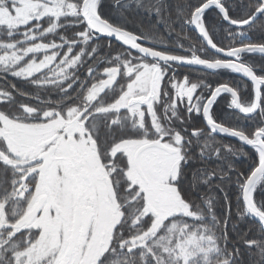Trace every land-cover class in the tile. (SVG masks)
I'll list each match as a JSON object with an SVG mask.
<instances>
[{
  "label": "trees",
  "instance_id": "1",
  "mask_svg": "<svg viewBox=\"0 0 264 264\" xmlns=\"http://www.w3.org/2000/svg\"><path fill=\"white\" fill-rule=\"evenodd\" d=\"M209 1L212 0H163L162 4H157L156 0H140L138 4L137 0H100L98 10L100 16L115 27L154 43L171 45L173 40L184 42V39L176 35L177 32L188 33L190 25L187 20ZM220 1L232 20L244 21L253 16L264 0ZM83 2L84 0H12L9 3V0H0V7L6 11L7 19H10L9 12L12 17L18 10L25 12L24 20L13 21L11 18L5 24L0 23V61L8 58L10 64L11 54L23 56L22 49H32L29 60L36 58L37 61H43L39 65L43 67V71L29 79L11 76L8 73L10 68L0 63V90L5 94L12 93L15 97L9 105V111L23 117L24 113L20 112L17 105H29L43 112L46 102L50 103L49 107L55 108L57 102L65 103L70 100L67 98L74 96V90L78 91L76 95L80 99L84 95L81 87L84 81L91 83L93 80H100L101 69L119 65V56L111 51L126 49L113 41L97 39L90 33L80 14ZM70 6L74 7L72 11ZM157 8L160 9L159 12L156 11ZM204 22L211 39L220 48L264 45V14L254 25L243 30H235L227 25L213 9L205 13ZM169 26L175 28L177 39L168 30ZM49 28L52 29L50 32L41 35ZM85 32L86 36L81 35ZM33 36L35 39L30 38ZM193 41L196 45L201 43V40ZM46 45L55 46L46 48ZM94 47L96 50L93 52ZM68 49H73L71 55L60 64L68 54ZM81 49L84 50V55L78 62V67L72 70L75 75L65 80L67 73H61V69L67 67ZM247 58L252 65L264 69V57L246 55L245 59ZM89 69L94 70L91 77L87 76ZM69 84L73 87L65 92L64 89ZM249 86L242 83L239 89L245 106H251L254 101L252 86ZM4 99H8L7 95ZM226 106L227 102L223 99L215 106L214 114L217 115L213 114V117L217 122L251 137L262 126L257 117L252 123L253 129H249L248 120L228 110ZM39 115L40 113L34 114L32 121L26 123H37ZM191 141L189 150L183 152L184 159L174 182L182 202L188 207V214L173 221V239L177 236L184 240L192 239L193 249L199 253L197 264H264V230L246 212L242 202L245 181L259 163L258 153L237 141L213 134L209 138L200 136ZM1 177L10 179L11 170L1 166ZM254 199L264 212V179L256 186ZM138 214L132 215L129 221L122 222L119 226L130 231L129 226L140 217ZM184 230L187 232L183 233ZM42 264H53V259L47 258ZM137 264L141 262L137 260Z\"/></svg>",
  "mask_w": 264,
  "mask_h": 264
},
{
  "label": "flooded vegetation",
  "instance_id": "2",
  "mask_svg": "<svg viewBox=\"0 0 264 264\" xmlns=\"http://www.w3.org/2000/svg\"><path fill=\"white\" fill-rule=\"evenodd\" d=\"M217 1H219V3L225 8L220 0ZM263 2L264 1H262V4ZM213 10H216L221 15L218 9ZM194 13L191 16V19L189 21L187 20L188 24L190 25L188 33H186L185 31H178L176 34L180 39H184V42H182L184 45L182 43H179V40H173L171 45L154 43L149 40L147 41L156 46L154 47V49L157 52L175 59L225 62L226 59L216 55L205 46L203 41L194 30ZM221 17L224 20L222 15ZM173 26H169L168 30H170L173 33L174 38L177 39V37L175 36L176 31ZM234 29L240 30L237 28ZM237 34L240 35L239 33ZM142 39L146 40L145 38ZM195 39L201 40L202 44L200 43L199 45H196V43H194L193 41ZM249 45L264 46L263 44H247L230 49H221L229 51ZM111 53L117 54V56H119V65L110 68L111 70H116L114 73H112V75L127 74L128 68H131L136 72L137 81L143 88V91L137 94V99L135 100L149 99V101L145 102L144 104L139 103L141 105L139 110H136L135 104H133L132 108L127 113H109L106 115L96 116L93 113L89 112L85 113L84 116L80 117L79 119H77V114L68 115L65 112V109L69 104H74L76 100H79V96L76 95L78 93L77 90H74L72 93L74 97H76V100H68L65 103H60L56 105L55 108L49 107L50 103L46 102L44 110H55L58 108L60 115L54 114L46 121L39 123L29 122L22 124L23 126L38 124L42 125L43 127H46V132L51 136L42 143L40 153L35 155L34 152L32 158L28 161L23 162L21 157H14V159H16L17 167L19 170L17 173L18 190L16 195L23 194L25 197L27 196V194H29V196L19 199L9 198L10 202L8 203L6 209V217H8L9 220L18 219V221L20 222L29 213H31L35 209L39 201L44 198L45 202L40 209L38 216L33 222L37 220L42 210L46 207H49V202L51 200V187L48 184L50 182V178L51 180L53 178L52 183L54 186H57L58 190L63 191L64 186L68 185L72 187V189L76 193L80 184L83 192L84 183H87L91 180L89 172L85 168V160L81 156V153H88L85 149L86 144L89 145L90 152H93L97 155V157L100 159V162L104 164L106 172H108L107 175L101 176L102 180L106 183L109 196V200L105 201L106 205L110 206L111 203L114 213L118 214L119 212H121L127 219L128 212L125 213V211L133 206L134 200L131 194H134V192L136 193L135 199L139 198L138 196L142 194V192L139 191L140 189L138 188V185L133 184L131 179L134 178L137 182L138 180L139 182L141 180L144 183H147L145 177L142 176L138 171L136 163V156L141 148L151 146L146 147V149H144L138 156V165L140 169L142 164L144 163H155L154 161L156 160V158L152 159L151 157H147V159L144 161L148 152L154 151V155L162 153L165 156L174 157L180 154V152L183 153L184 151L189 150V147L192 145V138L200 136H207L208 138L211 137L213 133H211L205 125L203 111L207 101L213 94L214 90L220 86L226 85L231 87L238 94L241 100V104L243 105L239 89L242 86V83L250 85L252 86L255 99L253 85L228 70L220 71H228L231 74H229L228 72L226 74H220V71L209 73L194 68L181 67L174 63H160L157 61L146 59L143 56L128 49L111 51ZM246 55L256 54L241 55L239 57V63L248 66L255 72L257 77L264 79V76H261L262 74H264V69H262L261 66L257 67L255 65H252L248 58L245 59ZM129 60H131V64H129L128 67H125V64ZM254 62H256V60H254ZM139 63H144L145 66L143 69L137 70L136 65ZM116 83L123 84L124 80H118ZM263 90L264 86L262 88L261 109H259V111L252 117L243 116L248 120V126L251 130L253 129V124L257 119L260 120V123L262 125L260 128L256 129V132L252 137L245 132L239 131L249 138H256L259 136L264 138ZM118 94L119 93L116 91V89L112 88L111 93L106 94L105 99L109 97H115ZM222 99L227 102L226 107L228 110L238 113L235 111V108L232 105L231 95L227 94L220 97V99L213 105L211 109V116L216 123L221 125L223 124L217 122L214 119L213 114L215 106ZM253 104L251 106L243 105V107L248 111H251V109L253 108ZM214 115L216 116L217 113ZM236 119L238 120V118ZM109 121L114 122L110 124ZM95 122H98L100 124L98 130L93 128V123ZM18 134L20 133L18 132ZM80 148H84V150L81 152ZM130 148H135L134 150L137 149L134 157L126 155V152L130 150ZM113 153H116V155L114 157H111V154ZM130 175L132 176V178ZM0 180L4 181L2 184H0V197H4L6 191L11 189V184L8 183L11 178L7 179L1 177V166ZM39 181H41L43 184L44 195L36 202L34 207L25 214L26 208L29 204L31 190L33 189L32 192H35V188ZM131 186H133V188ZM2 202L3 201L0 200V203ZM17 202H20L18 210H21L20 214L22 216L19 217V214L18 217L14 218L12 216V213L14 208L16 209ZM78 202L79 195H76L73 203L77 205ZM89 210H91L93 217L91 219L89 227L85 229ZM147 210L148 213H152L153 215L159 213L152 208L150 203H147ZM77 211L80 212L78 216L80 224L78 235L79 239L80 236H84L90 231L92 222L95 219V212L93 208H87L84 211V208H81L77 205L73 228H75ZM138 213V216H140V213H143V211H138ZM121 222L125 221L120 220L119 224ZM78 239L75 250L78 247ZM69 252V257L74 256H71Z\"/></svg>",
  "mask_w": 264,
  "mask_h": 264
},
{
  "label": "snow or ice",
  "instance_id": "3",
  "mask_svg": "<svg viewBox=\"0 0 264 264\" xmlns=\"http://www.w3.org/2000/svg\"><path fill=\"white\" fill-rule=\"evenodd\" d=\"M12 0H9L11 3ZM140 3V0H137ZM157 4H162L163 0H156ZM160 11L159 8L156 9ZM41 25H37L40 27ZM2 27V26H0ZM52 29H45L41 35H45ZM116 32L119 39L123 40L125 44H132L133 47H138L134 42L140 37L132 35L131 39H125L120 36L116 29H112L108 34ZM87 35V33H81ZM35 39V36L30 37ZM90 39V38H89ZM55 45H46L45 47H53ZM15 47V44H13ZM93 48V52L95 51ZM24 51L23 56H18L16 53L11 54V62L3 60L0 61L5 67L10 68L8 72L15 78L29 79L43 71V61H37L36 58L31 60L28 57L31 55L32 49L21 50ZM73 49H68V54L64 56L60 64L68 60V55H71ZM144 51V49H141ZM56 55H59L57 53ZM84 55V50L73 57L67 67L61 69V73H67L64 79H71L75 75L72 71L78 67V62ZM131 64L129 60L125 67ZM35 66V67H34ZM47 65H44L46 67ZM144 63L136 65L137 70L144 68ZM93 69H89L87 76L91 77ZM101 79L93 80L89 83L87 80L81 86L84 95L79 100L76 97H68L67 99L76 100L74 104H69L65 109L68 115L77 114V119L84 116L85 113H93L96 116L106 115L109 113L119 114L121 112L127 113L133 106V102L137 99V94L143 91L142 86L137 81L136 72L128 68L127 74L112 75L111 69L105 67L100 70ZM79 79V78H77ZM124 80L123 84H117L118 80ZM40 83V81H34ZM73 87L69 84L65 92ZM112 88H115L119 93L115 97L105 99L106 94H110ZM7 95L8 99H4ZM21 95H26L21 93ZM15 99L12 93L5 94L0 90V166L4 169H11V189L7 190L4 197H0L3 202L0 203V209L4 210L6 215L7 205L10 202L9 198L15 199L18 190L17 173L18 167L14 157L23 155L18 146L10 142V135L14 134V126L22 125L28 121H32L33 115L40 113L36 118V122L46 121L49 117L60 115L59 109L45 110L41 112L40 109L32 108L29 105H17L20 112L24 113L22 117L19 113L9 111V105ZM60 102H57L59 104ZM141 105L135 104V109L139 110ZM82 109V110H81ZM90 118V117H89ZM114 121H109L113 123ZM98 122L93 123L94 129H99ZM10 130H12L10 132ZM183 159V157H181ZM4 181L0 180V184ZM18 215L15 208L12 216L15 218ZM134 224L130 225V231H125L121 226L115 228V234L111 237L109 243L104 246L98 253L95 259V264H137V260L141 264H197L199 253L193 249L192 239L184 240L180 236L173 239L172 232L174 231L173 221L180 218V214L169 212L166 217H162L159 213L153 215L152 213H140ZM190 219V217H184ZM122 223V222H121ZM187 227V225H186ZM6 228V235L4 229ZM183 236V233H181ZM35 243L31 238V231L25 227L20 226V222L16 219L7 222V225H0V264H42V259L35 254Z\"/></svg>",
  "mask_w": 264,
  "mask_h": 264
},
{
  "label": "rangeland",
  "instance_id": "4",
  "mask_svg": "<svg viewBox=\"0 0 264 264\" xmlns=\"http://www.w3.org/2000/svg\"><path fill=\"white\" fill-rule=\"evenodd\" d=\"M71 11L74 7L70 6ZM55 11V10H54ZM10 19L13 21H19L25 18V12L18 10L14 17L10 15ZM6 11L0 7V23H7L10 19L6 18ZM30 21L31 19H27ZM12 21V20H11ZM7 58V57H6ZM8 59V58H7ZM46 127L42 125H18L14 126V134L10 135V142L20 148L23 155L21 159L23 162L32 158L34 152L35 155L40 153L42 143L48 139L51 135L45 130ZM12 130H10L11 132ZM18 132L20 134H18ZM81 152L84 148H80ZM88 153H81L82 158L85 160V168L89 172L91 180L84 183V191L79 184L78 190L75 193L72 187L65 185L64 190H58L57 186H54L50 178L49 186L51 192V200L49 207L42 210L40 216L35 222L29 226H24L31 231V238L35 243V254L42 259V263L45 259H53V264H95L96 256L99 251L109 243L110 238L113 236L115 228L119 224L120 220L129 221L132 215L143 211L147 214V203H151L154 210L158 211L162 217H166L169 212L179 213L181 215L188 214V207L182 202L177 188L174 182L178 178L180 164L184 157L180 152L177 156L168 157L162 153L154 155L153 152H148L147 157L156 158L155 163H144L141 166L143 175L147 181L138 180V182L132 178L133 184L138 185L139 191L142 192L137 198L136 193L132 195L133 206L126 212L129 218H125V215L119 212L115 214L110 203L107 206L105 201L109 200L108 191L105 181L102 180V175H107L105 166L97 155L90 152L89 145L86 144ZM135 148L126 152L127 156L134 157ZM116 153L111 154L114 157ZM183 157V159H181ZM133 160V159H131ZM137 183H136V182ZM134 186V185H133ZM133 186H131L133 188ZM31 190L29 197V204L26 208L25 214L28 213L36 204V202L44 195V188L41 181L37 183L35 192ZM76 195H79L78 206L84 208H93L95 212V219L92 222L90 231L84 236H80L78 241V247L75 250L74 256L69 257L68 252L72 247L73 230H74V218L77 205L73 203ZM24 195H16V199L26 198ZM20 202L16 203V212L18 215L21 210H18ZM18 210V211H17ZM24 214V215H25ZM18 215L16 217H18ZM22 215L20 214L19 217ZM9 220L6 217L5 212L0 209V225H7ZM18 220V219H16ZM181 224V223H180ZM182 225V224H181ZM183 226V225H182ZM177 228V227H176ZM6 235V228L4 229ZM184 230L183 233H186Z\"/></svg>",
  "mask_w": 264,
  "mask_h": 264
},
{
  "label": "water",
  "instance_id": "5",
  "mask_svg": "<svg viewBox=\"0 0 264 264\" xmlns=\"http://www.w3.org/2000/svg\"><path fill=\"white\" fill-rule=\"evenodd\" d=\"M99 2L100 0H84L80 11L81 17L83 18L88 30L97 39H107L113 41L121 45L125 49L131 50L132 52L137 53L146 59L157 61L160 63H169V64L174 63L181 67L194 68L209 73H213L220 70H228L253 85L255 92V99L251 111H248L243 107V105L241 104L240 97L231 87L223 85L216 88L213 94L211 95V97L209 98V100L207 101L203 111V118L207 129L214 135L237 141L238 143L242 144L243 146L249 149H254L259 154L258 166L251 173V175L245 181V184L243 186L242 201L246 212L256 222H258V224L264 230V212L257 206L254 199L255 188L264 178V139L261 136L253 139L249 138L245 134L239 131L232 130L224 125L216 123L211 116V109L213 105L220 99V97L227 94L231 95L232 97V105L235 108V111L241 114L242 116L252 117L259 111V109H261L262 88L264 86V79L257 77L255 72L248 66L239 63V57L244 54H256L264 57V46L249 45L229 51L223 50L219 48L211 40L203 22V17L206 12H208L211 9H218L221 15L223 16L225 22L229 26H232L237 29H246L247 27H250L251 25L256 23L260 19V17L264 14V2L262 6L255 12V14L244 22H235L231 20L229 18L226 9L217 0H212L207 2L194 13L193 16L194 30L196 31L200 39L203 41L205 46L216 55L226 59L225 62L175 59L157 52L154 49V47H156L154 46V44H152L147 40L142 39L141 37L139 40H136L134 42L136 45H138V47H133L132 44H125L123 40L118 38L116 32H112L111 35H109L108 33L111 32L112 29H116L119 32L120 36H123L125 39H131V36L128 35V33L130 32L114 27L113 25L105 21L99 14V10H98ZM141 49H144V51H141ZM115 71L116 70L112 71L111 73ZM148 101L149 99H139V100H135L133 104H137V103L144 104L145 102ZM146 147H151V146H146ZM146 147L141 148L136 156L137 168L142 176H143L142 171L138 165V156L144 149H146ZM44 202L45 199L42 198L39 201V203L36 205L35 209L20 221V226L23 227L25 225L31 224L38 216L39 211L42 208ZM79 214L80 212L77 211L76 223H75V228L73 231V239H72L73 244L69 252L71 256L73 255L75 247L77 246V238L79 235V226H80L78 219ZM92 217L93 214L91 210H89L86 219L85 229L89 227Z\"/></svg>",
  "mask_w": 264,
  "mask_h": 264
},
{
  "label": "bare ground",
  "instance_id": "6",
  "mask_svg": "<svg viewBox=\"0 0 264 264\" xmlns=\"http://www.w3.org/2000/svg\"><path fill=\"white\" fill-rule=\"evenodd\" d=\"M109 23V22H108ZM112 25V24H111ZM115 27V26H114ZM118 28V27H117ZM264 179V178H263ZM256 203V202H255Z\"/></svg>",
  "mask_w": 264,
  "mask_h": 264
}]
</instances>
